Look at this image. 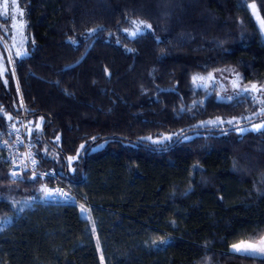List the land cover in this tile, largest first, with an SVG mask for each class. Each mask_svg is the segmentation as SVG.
<instances>
[{"label":"trees","instance_id":"obj_1","mask_svg":"<svg viewBox=\"0 0 264 264\" xmlns=\"http://www.w3.org/2000/svg\"><path fill=\"white\" fill-rule=\"evenodd\" d=\"M248 1L264 22V0H20L28 54L0 72V130L22 108L43 120L35 156L77 203L32 201L41 181L0 167V264H264L230 252L264 236V129L221 125L259 105L192 82L264 86ZM133 21L151 27L130 37Z\"/></svg>","mask_w":264,"mask_h":264},{"label":"rangeland","instance_id":"obj_2","mask_svg":"<svg viewBox=\"0 0 264 264\" xmlns=\"http://www.w3.org/2000/svg\"><path fill=\"white\" fill-rule=\"evenodd\" d=\"M7 2L8 10L5 13L4 4ZM247 7L260 31L261 38L264 41V22L260 16L258 8L253 1H248ZM140 25L141 28L145 30L148 27H145L144 23L136 22ZM26 18H25V9L20 5V0H0V38L4 56L0 55V72L4 73L6 66L12 67L13 59L22 58L28 54V44L29 37L26 30ZM136 25L132 24L131 30L127 33L133 32ZM130 37H134L129 35ZM137 36V35H136ZM19 53H26L24 55H18ZM231 71H215L206 76H195L201 77L202 79H197L192 82L196 88H201L207 92L215 93L218 100L229 101L237 96L243 95L249 98L252 103L259 105V112L256 115L246 116L244 119H231L226 123L229 126H234L238 124H243L244 122L250 120L259 121L252 122L248 125H244L238 131L240 133L244 132H259L263 129H257L258 125L264 124V86L255 85L254 89L252 86L243 85L235 78L234 74ZM231 121V123H229ZM43 120H27V128L29 132L34 130H40L42 128ZM39 125V127H37ZM244 130V131H241ZM157 142V141H156ZM76 159H73L71 163L68 161V170L70 173L75 171ZM35 197V196H34ZM28 203H31V199ZM87 210L84 206H80V216L84 217ZM9 223V220L0 222V229ZM234 245L241 247L242 251H237L234 249ZM231 246L230 252L240 255L251 257L255 259H264V253L259 251L260 248H264V236L259 238L257 241H240ZM253 246V247H249ZM245 252H254L252 255L245 254Z\"/></svg>","mask_w":264,"mask_h":264},{"label":"built area","instance_id":"obj_3","mask_svg":"<svg viewBox=\"0 0 264 264\" xmlns=\"http://www.w3.org/2000/svg\"><path fill=\"white\" fill-rule=\"evenodd\" d=\"M25 111L16 120L7 124L6 128L0 130V167L7 172V177L11 182H23L27 178H38L41 181L40 194L38 197L32 196V201L42 205L48 203H77L75 192L68 183L63 181L60 174L54 167L41 169L34 153V144L29 137ZM36 163L33 164L32 161ZM15 173V176H13ZM35 174V175H34ZM50 190H60L67 193L64 196L45 197L42 188ZM79 202V206L83 203Z\"/></svg>","mask_w":264,"mask_h":264},{"label":"snow or ice","instance_id":"obj_4","mask_svg":"<svg viewBox=\"0 0 264 264\" xmlns=\"http://www.w3.org/2000/svg\"><path fill=\"white\" fill-rule=\"evenodd\" d=\"M4 9H5V13H7V10H8V4H7V2H5V4H4ZM132 23L135 24L136 27H135V30L133 32L129 33V35L136 36V35L141 34L144 31V29L141 28L140 25L137 24L135 21H133ZM141 23H143V22H141ZM145 27L150 28L151 26L150 25H145ZM96 31H97V29H92V30H90V34L95 33ZM70 42L73 43V44L76 43V41H74V40L73 41H70ZM24 54H26V53H19L18 55H24ZM105 71L107 72V69H105ZM197 79H202V78L201 77H195V76L193 77V81H196ZM252 87L254 89L256 88L255 85H253ZM208 123H215V122L214 121H209ZM229 123H231V121H229ZM37 127H39V125H37ZM257 129H264V124L258 125L257 126ZM241 131H244V130H241ZM57 139H59V138H57ZM81 148H84V145H81ZM73 159H74L73 157H69V162L71 163V161ZM32 163L35 164L36 161L33 160ZM13 176H15V173H13ZM41 191L44 192L45 197H51V196L59 195V196H64L65 198H67V193H64V192H62L60 190H50V189H48V188L45 187V188H42ZM167 242L168 241L166 239L159 240V244H166ZM154 243H156V242L154 241ZM233 247L237 251H242L241 247L238 246V245H234ZM249 247L251 248L253 246H249ZM259 251L261 253H264V248H260ZM245 254L252 255V254H254V252H245Z\"/></svg>","mask_w":264,"mask_h":264},{"label":"water","instance_id":"obj_5","mask_svg":"<svg viewBox=\"0 0 264 264\" xmlns=\"http://www.w3.org/2000/svg\"><path fill=\"white\" fill-rule=\"evenodd\" d=\"M84 56H85V54H84ZM84 56L81 57L75 64L71 65L69 68H73V67L77 66L79 63H81V61L83 60Z\"/></svg>","mask_w":264,"mask_h":264},{"label":"crops","instance_id":"obj_6","mask_svg":"<svg viewBox=\"0 0 264 264\" xmlns=\"http://www.w3.org/2000/svg\"><path fill=\"white\" fill-rule=\"evenodd\" d=\"M81 217H82V216H81ZM82 218H84V219H87V218H88L87 212H86V214L84 215V217H82Z\"/></svg>","mask_w":264,"mask_h":264}]
</instances>
